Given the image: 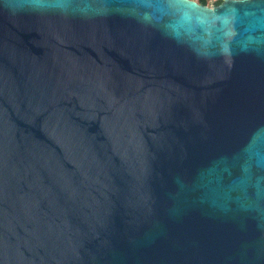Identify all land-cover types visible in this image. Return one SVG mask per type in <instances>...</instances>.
Here are the masks:
<instances>
[{
	"label": "water",
	"instance_id": "water-1",
	"mask_svg": "<svg viewBox=\"0 0 264 264\" xmlns=\"http://www.w3.org/2000/svg\"><path fill=\"white\" fill-rule=\"evenodd\" d=\"M0 264H264V0H0Z\"/></svg>",
	"mask_w": 264,
	"mask_h": 264
},
{
	"label": "built area",
	"instance_id": "built-area-1",
	"mask_svg": "<svg viewBox=\"0 0 264 264\" xmlns=\"http://www.w3.org/2000/svg\"><path fill=\"white\" fill-rule=\"evenodd\" d=\"M224 0H207V6L208 7H214L216 6L219 2H223Z\"/></svg>",
	"mask_w": 264,
	"mask_h": 264
},
{
	"label": "flooded vegetation",
	"instance_id": "flooded-vegetation-1",
	"mask_svg": "<svg viewBox=\"0 0 264 264\" xmlns=\"http://www.w3.org/2000/svg\"><path fill=\"white\" fill-rule=\"evenodd\" d=\"M190 1L195 2V3L202 5V6H207V0H190ZM219 5H216V6H219Z\"/></svg>",
	"mask_w": 264,
	"mask_h": 264
},
{
	"label": "trees",
	"instance_id": "trees-1",
	"mask_svg": "<svg viewBox=\"0 0 264 264\" xmlns=\"http://www.w3.org/2000/svg\"><path fill=\"white\" fill-rule=\"evenodd\" d=\"M221 4V2H219L217 5Z\"/></svg>",
	"mask_w": 264,
	"mask_h": 264
}]
</instances>
